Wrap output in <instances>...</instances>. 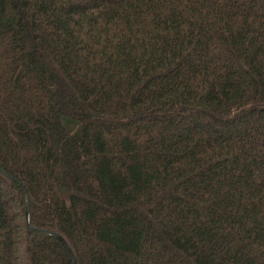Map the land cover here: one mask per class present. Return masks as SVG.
Here are the masks:
<instances>
[{
  "label": "trees",
  "instance_id": "obj_1",
  "mask_svg": "<svg viewBox=\"0 0 264 264\" xmlns=\"http://www.w3.org/2000/svg\"><path fill=\"white\" fill-rule=\"evenodd\" d=\"M0 264H264V0H0Z\"/></svg>",
  "mask_w": 264,
  "mask_h": 264
},
{
  "label": "water",
  "instance_id": "obj_2",
  "mask_svg": "<svg viewBox=\"0 0 264 264\" xmlns=\"http://www.w3.org/2000/svg\"><path fill=\"white\" fill-rule=\"evenodd\" d=\"M26 218L28 219V207H26ZM32 229H37V230H40V231L43 230V229H38V228H35L33 226L28 225V230H32ZM46 232H48V233L54 235L55 237H57L58 239H60L64 243V245L68 248L69 252H71V249L68 247L66 241L61 237V235H59L58 233L53 232V231H46Z\"/></svg>",
  "mask_w": 264,
  "mask_h": 264
}]
</instances>
